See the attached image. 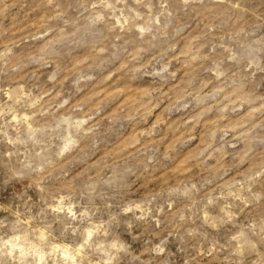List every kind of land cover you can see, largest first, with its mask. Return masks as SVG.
<instances>
[{
	"label": "clouds",
	"instance_id": "clouds-1",
	"mask_svg": "<svg viewBox=\"0 0 264 264\" xmlns=\"http://www.w3.org/2000/svg\"><path fill=\"white\" fill-rule=\"evenodd\" d=\"M178 3L194 9L198 0ZM229 6L254 11L241 0ZM11 7L0 0V168L8 173L5 189L27 199L15 208L0 203V264H154L171 237H198L186 227L194 217L213 230L231 225L233 264H264V96L243 92L246 82L264 78V13L249 27L218 31L205 23L208 43L193 54L166 30L167 0L159 14L148 8L147 20L138 12L145 0H89L79 22L66 19L55 0H39L55 14L28 24L9 20ZM129 32L140 41L131 50L119 43ZM109 63L132 86L161 97L180 88L181 68L185 76L202 68L197 88L182 81L187 86L168 97L177 112L236 113L245 104L248 111L214 131L195 163H179L185 145L163 140L150 123L140 126L139 110H112L113 94L101 85L114 71L97 75ZM40 69L50 85L43 91L25 81ZM216 154L219 167L208 164ZM216 203L221 215L213 219L207 208ZM61 221L56 237L52 223ZM66 233L75 242L65 243Z\"/></svg>",
	"mask_w": 264,
	"mask_h": 264
},
{
	"label": "rangeland",
	"instance_id": "rangeland-1",
	"mask_svg": "<svg viewBox=\"0 0 264 264\" xmlns=\"http://www.w3.org/2000/svg\"><path fill=\"white\" fill-rule=\"evenodd\" d=\"M241 2L245 8L253 9L254 11L250 14H245L243 11L238 13L230 8L229 0H198L194 9L182 8L178 0H167V11L171 12L172 16H163L162 19L167 25L166 30L171 31L172 39H179L180 46L195 54V48L201 44L206 45L209 40V37L204 36L206 31L204 28L205 23L211 22L218 25V31L231 28L233 25L249 27L254 22L255 16L264 13V3L261 0H241ZM55 3L65 13V18L72 22L83 21L88 16L86 8L89 0H55ZM160 3L161 0H145L146 7L139 8L138 12L147 20L148 8H151L153 15L159 14L161 12ZM11 4L12 7L8 12L9 20L12 17H16L17 20L22 21L24 24L38 19L45 12L51 11L53 15L55 14L54 10L38 7L39 0H11ZM88 18L91 19V17ZM7 22L5 21V23ZM195 37L203 38L194 39ZM119 43L131 50L138 46L140 41L136 39L133 32H129L122 34V39ZM201 51L206 52L207 48H203ZM109 70L114 71V75L105 84L101 85V88H108L113 94L109 98L112 110H139L141 116L140 126L150 123L153 127H158L162 131L163 140L170 141L172 145H185V149L181 150L182 159L179 163H195L194 157L202 147L211 142L214 131L225 126L234 125L248 111V105L245 104L242 112L236 113L222 114L217 109H209L207 111L190 109L186 112H177L171 106V101L168 97H174L180 88L187 86L182 81H190L191 88H197L205 77L202 68H196L187 76L184 75L186 70L181 68V80L177 81L180 88L168 92V97L153 95L147 88L142 89L132 86L128 77L123 72L115 71L114 65L110 63L106 64L103 70L97 73L98 78L102 79ZM47 76V70L40 69L37 72V78L25 77V81L29 87L43 91L50 87ZM7 82H10V80ZM243 92L251 97L264 96V78L258 75L252 82H246ZM192 137H195V139H191ZM215 143L217 146L222 143L219 133ZM3 147L0 145V150H3ZM218 160L219 154H216L215 158L209 159L208 164L219 167ZM231 161L232 157L228 156L226 166L230 165ZM192 171L197 175H207L199 167L192 169ZM7 179V170L0 168V203L11 204L15 208L17 204H22L27 199V196L12 186L5 189L3 181ZM261 187L258 185L257 190H261ZM226 202L224 201L223 203ZM221 207L222 203H216L209 206L207 211L213 219H216L221 215ZM186 227L197 229L199 232L198 237L196 239H187L184 237L183 231L171 237V243L168 245L169 251L163 257L154 261V264H233L236 258L231 255L232 248L229 242L231 225L225 224L217 230H213L203 226L200 220L194 217L193 221ZM52 229L53 235L60 237L63 231V222L52 223ZM62 239H64L65 243L75 242L70 233H66ZM201 244H203V248H201ZM212 245L218 251H214L212 255H207V249ZM240 259L242 264H245L244 258Z\"/></svg>",
	"mask_w": 264,
	"mask_h": 264
}]
</instances>
